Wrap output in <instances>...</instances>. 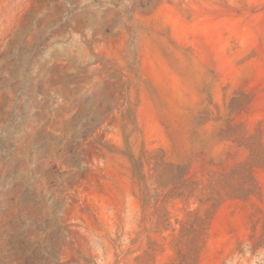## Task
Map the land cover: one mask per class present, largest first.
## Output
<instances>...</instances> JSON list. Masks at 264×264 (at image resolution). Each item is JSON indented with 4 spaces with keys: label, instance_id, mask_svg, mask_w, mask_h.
Wrapping results in <instances>:
<instances>
[{
    "label": "rangeland",
    "instance_id": "rangeland-1",
    "mask_svg": "<svg viewBox=\"0 0 264 264\" xmlns=\"http://www.w3.org/2000/svg\"><path fill=\"white\" fill-rule=\"evenodd\" d=\"M0 264H264V0H0Z\"/></svg>",
    "mask_w": 264,
    "mask_h": 264
}]
</instances>
